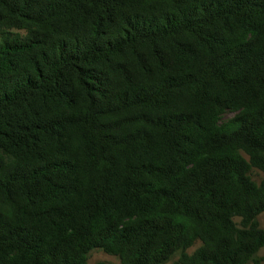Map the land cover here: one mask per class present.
<instances>
[{
	"label": "trees",
	"instance_id": "trees-1",
	"mask_svg": "<svg viewBox=\"0 0 264 264\" xmlns=\"http://www.w3.org/2000/svg\"><path fill=\"white\" fill-rule=\"evenodd\" d=\"M252 169L264 0H0V264H259Z\"/></svg>",
	"mask_w": 264,
	"mask_h": 264
},
{
	"label": "rangeland",
	"instance_id": "rangeland-1",
	"mask_svg": "<svg viewBox=\"0 0 264 264\" xmlns=\"http://www.w3.org/2000/svg\"><path fill=\"white\" fill-rule=\"evenodd\" d=\"M233 116H234V114L231 112L225 113L221 117L220 124L227 122L228 120L233 118ZM250 177L253 181H255L256 183H259L264 178V173L259 171V170H256V169H252L250 172ZM234 220L236 222H238L239 219L236 218ZM257 221H258L259 227L264 231V212H262L257 217ZM199 245H200V243L196 242L193 247H191L190 249L187 250V252L189 254L192 253L193 250H195V248H197ZM257 256L260 259L259 264H264V247H262L259 250ZM98 262H105V263H109V264H119V260L117 257L112 256V255H108L100 249L92 250L87 256L86 264H96ZM166 264H173V261L168 262ZM250 264H252V263H250Z\"/></svg>",
	"mask_w": 264,
	"mask_h": 264
}]
</instances>
